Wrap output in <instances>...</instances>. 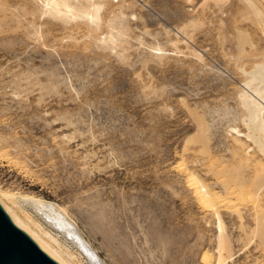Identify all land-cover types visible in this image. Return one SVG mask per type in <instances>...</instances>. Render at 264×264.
Segmentation results:
<instances>
[{
  "label": "rangeland",
  "instance_id": "1",
  "mask_svg": "<svg viewBox=\"0 0 264 264\" xmlns=\"http://www.w3.org/2000/svg\"><path fill=\"white\" fill-rule=\"evenodd\" d=\"M98 1L93 22L0 0V191L32 213L26 196L65 207L99 264H264L246 194L240 217L219 203V252L216 217L177 166L216 179L207 157L232 142L237 60H264V0L261 14L247 0ZM194 111L208 151L187 141Z\"/></svg>",
  "mask_w": 264,
  "mask_h": 264
},
{
  "label": "bare ground",
  "instance_id": "2",
  "mask_svg": "<svg viewBox=\"0 0 264 264\" xmlns=\"http://www.w3.org/2000/svg\"><path fill=\"white\" fill-rule=\"evenodd\" d=\"M39 1L44 8L42 14H48L54 18L63 16L74 20L77 17L85 16L93 22L99 20L98 14L100 8L103 6L99 1L97 3L96 0ZM247 1L251 8L258 14H261L262 11H260V8L256 6L253 0ZM242 50L244 51V48H241L240 54L243 52ZM249 52L248 56L250 55ZM254 54L257 55L259 53L252 49L251 55ZM237 61L236 69L233 72L236 75H241L240 81L242 82V85L239 84L240 87L237 89L235 96L237 109L229 110L225 105V109L229 113H233L234 116L226 131V136L230 135L232 142L227 144L228 154L224 156L217 155V150L215 151L217 152L216 154L211 153L207 157V161H209L208 166L206 162L208 173L210 172L216 179L213 182H207L191 166H184V162H180L177 165L185 171L187 185L193 190L199 204L205 210L212 211L216 217L219 252L227 249L226 238L224 239L226 235L224 233L223 220L218 210L219 203L225 201L227 207L234 208L240 217V211L237 206L244 200L243 195L245 196V194L247 196L245 199L251 201L255 208V227L252 229L253 236L255 235L259 239H264V211L258 202L264 188V60H248L251 62L249 67H246L247 62L245 59ZM211 87L213 90L218 89L216 85H212ZM216 93L218 95L223 94L224 97L226 92L220 90ZM190 110L192 111V109ZM192 116L194 117L196 133L187 137V141L201 143L202 149L208 151L207 142L211 135L207 134L209 125L206 118L195 111L192 113ZM251 151L252 154H250ZM244 168H248L249 173L247 170V174L244 173ZM209 176L211 177V175ZM216 184H218V189L215 187ZM13 196L12 193L0 191V200L12 214L68 264H82L79 258H86L90 262H93L92 264H99L96 249L85 238L81 229L65 207L41 197L26 196L23 200L33 209L34 212L32 213L23 207L24 204L21 205L14 199L15 197ZM217 256L216 264H222V256L220 254ZM207 257L206 259H208ZM102 262L104 261L102 260Z\"/></svg>",
  "mask_w": 264,
  "mask_h": 264
},
{
  "label": "water",
  "instance_id": "3",
  "mask_svg": "<svg viewBox=\"0 0 264 264\" xmlns=\"http://www.w3.org/2000/svg\"><path fill=\"white\" fill-rule=\"evenodd\" d=\"M0 264H68L0 201Z\"/></svg>",
  "mask_w": 264,
  "mask_h": 264
}]
</instances>
